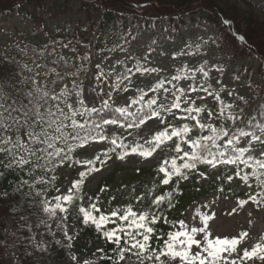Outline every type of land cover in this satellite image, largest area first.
<instances>
[{
    "label": "trees",
    "instance_id": "trees-1",
    "mask_svg": "<svg viewBox=\"0 0 264 264\" xmlns=\"http://www.w3.org/2000/svg\"><path fill=\"white\" fill-rule=\"evenodd\" d=\"M72 1H80L81 4L72 3ZM243 2L246 5L244 9L241 6ZM47 3L51 4L45 7L44 4ZM70 12L85 15L84 18L91 28L89 34L74 26L71 20L56 24L52 28H49L46 22L41 21L42 15H47L50 20H55ZM94 13L99 14V28L95 38L92 37L96 28L92 18ZM14 15L40 20L48 33V39L36 42L25 32L18 31L12 41L0 48V89L11 97L7 100L8 103L24 99V94L33 90V77L37 86L45 87L46 90L55 93H59L67 85L68 89L72 91L68 100L69 103H73L77 100L76 92L83 91V83L91 66L92 54H97L104 61L115 50L129 42L141 29H161L164 24H167L170 30L178 32L188 25H197L199 21L205 20L218 30V39L228 50L230 56L239 60L256 59L264 68V23L255 16L252 3L247 0H0V19ZM196 15H198L197 20L194 19ZM187 18L190 20L189 24L186 23ZM192 44L195 46L197 43L193 42ZM67 46L73 49V54L69 55L65 52ZM135 63L142 64L139 59ZM204 67H207V64ZM120 71H122V65L111 76L102 77L106 79L110 92L115 89L113 85ZM57 74L62 79L58 78ZM177 74L185 73L177 71ZM207 88L214 91L209 86ZM217 91L221 94L223 88ZM80 98L83 99V96ZM74 107L80 110L79 104ZM135 108L134 106L129 111L135 112ZM70 111L65 107V112ZM101 116L111 118V113L108 111L92 113L90 116L82 117L81 120L77 117L76 119L80 122L87 119L89 122L99 123ZM257 125L264 126V104L247 125L238 131L254 132L259 135L261 131ZM188 135L190 138H198L192 134V131ZM237 136H239V132ZM117 143L122 142L117 139ZM127 145L126 149L120 148L122 152H131V147L135 143ZM114 148L115 151H106L107 156L104 155L105 152L98 154L100 159H94V163L88 165V169H97L101 165L100 161L109 160L113 153L119 151L118 147L114 146ZM77 149L69 153L71 158L65 160L62 165L52 167L46 172L37 170L34 174H30L28 166H25L23 170H5L0 166V172H4V175L0 176V264H40L41 260H46L49 264H83L77 260L73 249L75 246L86 257L88 264H111V260L102 259V257L115 258L116 255L114 252L116 245L109 242L103 235V232L110 230V227L105 224L101 230H97L91 221L85 224L83 213L79 211L81 207L88 210L85 205L86 185L87 179L93 171L88 172V169L84 171L88 174L83 177L79 188L74 187L72 183V191L68 194L73 197L71 203L66 201L64 204L61 203L67 209L66 212L56 209L55 215H51L43 210L45 207L43 201H47L49 208L55 207L56 204L52 207L49 206V201L52 194L59 188L57 174L61 166L74 161ZM2 158L0 157V159ZM166 160L171 161V159ZM253 161L250 164H253ZM183 163L184 160L177 159V165ZM199 165L202 164H197V167ZM166 167L172 171L170 163ZM158 169L139 172L140 179L131 183L128 203L120 210L122 214L123 209L131 205L138 214L148 211L150 214L158 215L159 221L152 226L155 228L156 234L163 238L159 241L160 244H163V240L167 239L169 231H174L177 220L187 207L200 197L219 192L225 197L245 199L244 196L237 193L236 184L229 186L228 177H234L231 172H226L219 181H213L205 189L195 182L193 170L189 172L187 169H182L181 171L188 175V179H180L179 176L174 175L169 184L163 185L161 180L164 178V174L160 173ZM241 169L242 175H244L246 165ZM252 171L253 167H251ZM256 171L258 174L264 173V169H256ZM154 174L158 177L156 185H150L142 179L143 176ZM116 176L117 172L104 180L96 197L103 195L112 186ZM39 177H43L47 182H35ZM260 179L264 180V175H261ZM24 180H27L28 184L21 186V182ZM77 180H81V176ZM189 182L192 183L191 187L186 186ZM247 184L251 185V192L247 200L251 201L249 196H256L257 200L264 204V195H257L264 191V185H260L256 177L251 175H249ZM167 193H172L170 200L167 198ZM161 195L166 196V199L158 207L152 204V200ZM137 197H142V199L137 200ZM170 204L171 206H169ZM91 213L97 217L93 212ZM54 217L57 218L59 224L60 233L58 234L51 229L49 223H46ZM8 221L19 233L16 248L11 245L15 236L8 230ZM32 223L35 224L37 231L43 232L44 237L48 240L47 248L34 243L31 233ZM69 224L74 225L73 235L69 236L72 237L71 240L64 234L65 227L68 231ZM116 226L114 224L113 228ZM97 243H100V247L94 248ZM151 243L156 246L155 238ZM121 245H123V240ZM73 255L76 260L71 258ZM121 264H125V262H121ZM145 264L148 262L146 261ZM174 264L178 263L175 261Z\"/></svg>",
    "mask_w": 264,
    "mask_h": 264
},
{
    "label": "rangeland",
    "instance_id": "rangeland-1",
    "mask_svg": "<svg viewBox=\"0 0 264 264\" xmlns=\"http://www.w3.org/2000/svg\"><path fill=\"white\" fill-rule=\"evenodd\" d=\"M252 3L253 11L259 21L264 23V0H247ZM81 4L80 1H72V3ZM245 2L241 3L242 8H246ZM51 3L44 4L45 7L50 6ZM40 13V12H39ZM84 14L70 12L63 17L55 20H50L47 15H42L41 21L48 24L52 28L56 24H62L65 21L71 20L73 25L82 29L83 32L89 34L91 28L89 27ZM95 21L96 28L92 33L95 38L99 28V14H92ZM198 19V15L194 16ZM36 19H26L21 15L8 16L0 19V48L7 45L12 41L18 31H23L27 36L36 42L46 41L48 33L42 22ZM189 24V18L186 19ZM196 42L194 46L192 43ZM204 47V48H203ZM123 49V50H122ZM151 49L152 51H149ZM94 51V50H93ZM65 52L69 55L73 54V49L65 47ZM139 59L145 67L156 68L157 72L152 73L150 76H141L136 73L133 77V85L127 92H121L114 89L109 91L106 79H103L98 72L97 65L104 71H111L113 68L118 69L120 64L117 61H124L128 67H133L135 61ZM207 64L208 67H204ZM203 68L204 72L208 75L205 76L199 69ZM177 71H183L185 74H195V79H187L181 81H172V84H166L168 88L173 85L182 87L188 96L196 98L197 96L203 99L196 100V107L204 108V112L200 113L202 123L212 124L217 128H223L229 132V136L235 135L236 132L247 125L255 113L263 107L264 104V68L261 63L256 60H239L230 56L228 50L223 47L218 39V30L207 23L205 20L199 21L197 25H188L178 32L169 29L167 24H164L161 29H141L138 31L129 42L115 50L109 58L102 61L97 54H92L91 67L83 84V100L87 107H101V101L108 99L105 93L111 94V101L113 107L127 106L131 99L139 95L137 86L142 88L145 92L157 82V80L167 77L171 79L172 76L177 75ZM263 75V76H262ZM192 85L199 88L201 85L205 88L211 87L214 91L208 92H188V87ZM223 88V93H218V89ZM95 89V91H93ZM229 93H232L229 95ZM153 93L149 92V97ZM160 100L166 104H171L174 97L171 93H164L162 90L158 94ZM220 99L217 100L216 97ZM149 97H145L148 99ZM189 103H182V108L189 106ZM225 105L232 107L224 108ZM75 106V103H74ZM133 106V105H132ZM136 106V105H134ZM139 107V105H137ZM224 108L223 116H220L221 109ZM212 111L213 117L209 119L207 116L208 111ZM175 116L162 113L164 116V123H160L159 119L153 118L142 125L140 128H120L118 125L105 126L104 134L109 136V140L105 141H90L91 148H79L75 154V161L70 164H65L61 167L58 173V191L52 194L50 203L55 204L56 197L63 198L72 190V182L77 180L80 173L84 172L88 165L82 163L84 160H93L98 154L110 150L114 145L110 143L112 138L120 140L123 144H133L140 142L148 145L145 141H150L154 133L159 129L172 124L175 127H181L187 123L192 126L195 122L192 120H179L176 116L185 115L179 110H173ZM193 115H196L193 113ZM229 117H239V119H230ZM82 119L81 116H77ZM193 134L197 137L200 135H209L210 133L205 130L203 133L199 129L193 128ZM237 136V135H236ZM261 140H264V135L261 133ZM227 137L223 138L226 140ZM223 140L218 143H223ZM249 141L246 143L245 141ZM178 140L175 138L165 146L158 149L153 155L147 159L142 158L137 154H129L124 156L123 159L118 158V153L109 160L105 161L94 171L87 180L85 202L87 209L94 212L96 215L101 213L108 215L113 209H121L129 200L130 186L134 180L140 179V171L154 170L162 165L163 160L172 159L181 153L175 151V146ZM184 144H181L183 148ZM236 147H244L248 149L245 152V157L248 159L251 156L253 159L264 160V155H257V150L260 147L259 141H252L251 136L240 137L239 143ZM123 154V153H122ZM121 154V155H122ZM77 161H81L78 163ZM242 165L239 166L241 168ZM239 169L235 165H217L212 168L210 165H203L196 169V183L208 188L210 183L218 181L226 171L234 173L233 179L229 182L237 185V192L243 196H247L250 189L236 172ZM247 172L250 167H247ZM115 172H117L116 179L112 186L107 189L103 195L96 198L97 190L104 180L108 179ZM200 173L204 175L201 176ZM151 174V173H149ZM142 179L150 185H156L158 177L154 175L143 176ZM187 187H191L188 184ZM62 200V199H61ZM240 201H245L242 198L238 200L232 197H224L220 194L212 193L205 197L191 203L182 216L178 219L175 231L180 230L179 221H184L189 229L192 227H203L201 216H207L208 219V233L209 238H233L239 237L241 233H247L244 236L237 248V253H234L229 260L236 259L237 264H241L239 256L243 255V250L251 249L256 244H264V204L259 201L255 204L247 201L243 206ZM95 204L100 209L96 212L91 208ZM235 209V211H233ZM214 214V215H213ZM51 219V218H50ZM49 219V220H50ZM48 220V222H49ZM47 223V221H46ZM53 231L58 230V223L51 219L49 223ZM111 225H114L110 223ZM8 229L14 233L15 237L19 235L14 232V228L8 223ZM74 226L69 225L68 236H72ZM34 241L42 246L47 247L49 244L43 238L42 233L35 230V225L32 224ZM203 234H198L197 239L202 240ZM14 248L17 243L14 240L11 244ZM100 243H97L94 248H99ZM77 254L80 263H85V256H83L79 249L75 246L73 248ZM195 245L193 251H196ZM225 256L227 253L224 254ZM179 264V261H176ZM40 264H48L45 260ZM242 264H264V261L254 257L250 260H245Z\"/></svg>",
    "mask_w": 264,
    "mask_h": 264
},
{
    "label": "snow or ice",
    "instance_id": "snow-or-ice-1",
    "mask_svg": "<svg viewBox=\"0 0 264 264\" xmlns=\"http://www.w3.org/2000/svg\"><path fill=\"white\" fill-rule=\"evenodd\" d=\"M149 51L152 50L149 49ZM117 64L122 65V71L117 74L113 87L121 92H127L130 87L134 86L132 77L136 73H139L141 76H145L146 74L150 76L152 73L158 71L156 68L145 67L139 63L134 64L133 67H128L124 61H117ZM97 69L101 77L111 76L116 72L115 68L109 72H105L100 69L99 65H97ZM199 71L203 72L205 76L208 75L207 72L203 71V68L199 69ZM57 76L62 79L59 74ZM187 79L194 80L195 74H177L172 76L171 79L163 77L157 80L155 85L148 89V92L137 86L139 95L131 99L127 106L122 107H113L114 101L110 103L112 99L110 93H105L108 99L101 101V107H87L85 101L80 98L82 90L76 92L77 100L69 103L68 97L72 95V91L68 89L67 85L59 93H55L54 91L46 90L45 87L37 86L34 77L32 78L33 90L26 92L24 99L13 100L12 103H8L7 100L11 99V97L0 89V157H3L0 159V166L5 170H23L25 166H28L30 174H34L37 170L46 172L50 168L62 165L65 160L70 159L69 153L73 152L76 148H91L90 141L109 140V136L104 134L105 126L118 125L120 128H140L153 118L159 119L160 123L163 124L164 116H162V113L175 116L173 112L175 109L185 114L176 116V119L192 120L195 123L192 126L185 123L180 128L168 124L163 131L156 133L150 141H145L149 145L148 147L137 142L131 147V153L124 152L118 158L123 159L126 155L137 154L147 159L162 144L171 141L175 137L179 141L176 143L175 151L178 154L183 152V155L173 157L170 162L165 160L159 167L158 171L164 174L161 184H169L174 175L179 176L180 179H188V175L181 170L187 169L191 172L197 168V164H207L212 168H216L218 164H231L238 167L240 163H243L248 167H253V171L250 174L245 173L241 176L242 169H240L236 172V176H239L245 183L248 182L249 175L255 176L258 183L264 185V180L260 179L264 173L258 174L256 171V169H264V160L255 159L253 164H249V160L253 158L251 156L248 159L243 158L248 149L236 147L240 137L251 136L252 141L260 142L257 155H264V140H261V136H257L254 132L249 133L243 130L239 131V136L232 135L230 137L229 132L223 128L202 123L200 113L204 112V108L196 107L195 104L197 99L203 98L199 96L192 98L186 94L184 88L176 85H173L172 88L165 86L166 84H172V81ZM161 90L164 93H171L174 97L170 105L160 100L158 94ZM198 91L208 92V88L202 85L199 88L192 85L188 87L189 93ZM149 92L154 95L149 97ZM208 94L212 95L211 92H208ZM231 94L229 93V95ZM145 97L149 98L145 99ZM216 99L219 100L220 97L217 96ZM189 101H191L189 107L182 108V103L187 104ZM74 103L79 104L80 110L74 107ZM132 105H139L135 112L129 111ZM65 107L71 111L65 112ZM230 107L232 106H224V108ZM224 108L221 109L220 116H223ZM105 111L111 113V118L101 116L99 123L96 121L89 122L87 119L84 122H80L76 119L77 116L87 117L92 113ZM193 113L196 115H193ZM207 116L209 119H212V111L209 110ZM229 118L233 120L239 119V117ZM257 127L260 128L261 134L264 135V126L257 125ZM193 128L199 129L201 133L207 130L210 134L200 135L198 138H190L188 134ZM225 137L227 139L223 140ZM220 140H223V143H218ZM245 142L248 143L249 141L246 140ZM110 143L115 147L128 148L127 144H118L116 138H112ZM182 143L187 144L190 151H184L181 147ZM112 150L115 151V148ZM104 155L107 156V152ZM95 159L99 160V155ZM177 159L184 160V163L177 165ZM77 162L80 163L81 161ZM100 162L103 164L105 161ZM82 163L92 165L94 161L84 160ZM169 163L172 171H169L168 167H166ZM98 170L89 168L88 172ZM87 174L85 172L80 173L81 180L74 181L73 186L79 188L83 177ZM3 175L4 172H0V176ZM200 175L203 176L204 174L200 173ZM228 179L231 180L232 177L229 176ZM35 182L46 183L47 181L43 177H39ZM24 184H28V181L24 180L21 182V186ZM69 191L71 192V189ZM257 195H264V191ZM171 196L172 193H167L169 200ZM55 199L57 203L54 208H49L47 201L42 202L45 205L43 210L51 215H55L56 209L66 212L67 209L62 206L60 201L63 199L71 203L73 197L67 195L63 198L58 196ZM140 199L142 197H137V200ZM165 199L166 196L164 195L157 196L152 200V204L158 207ZM249 200L255 204H259L256 196H249ZM239 203L243 206L247 201H240ZM91 208L96 212L100 211L95 204H92ZM79 211L83 213V222L87 224L91 221L95 224L97 230H101L107 223L117 225L115 228L103 232L108 241L116 245V249H114L115 258L102 257V259L111 260V264H121V262H125V264H145L146 261L148 264H174L177 260L179 264H237L236 259L229 260V257L237 253L241 240L244 236L248 235L247 233H241L239 237H216L210 239V234L207 231L209 217L201 216L203 227H192L189 229L184 221H179L180 230L169 231L167 239L163 240V244H160L159 241L163 238L156 234V230L152 226L160 219L155 213L150 214L148 211H144L138 214L133 210L131 205L123 209L122 214L120 209H115L108 215L101 213L98 218L83 207ZM165 222H167L166 219ZM64 234L69 240L72 239V237L68 236L66 227ZM198 234H203L202 240L196 238ZM154 238L157 241L156 246H153L151 243ZM122 240L123 245H121ZM194 245L197 249L196 251H193ZM225 253H227L226 256L224 255ZM254 257L264 261V244H256L251 251L244 249L243 255L239 256V260L242 264L243 261ZM71 258L76 260L75 255ZM85 264H88V262H85Z\"/></svg>",
    "mask_w": 264,
    "mask_h": 264
}]
</instances>
